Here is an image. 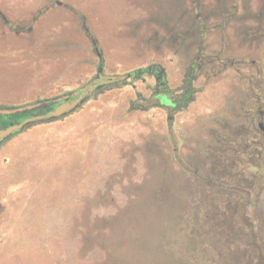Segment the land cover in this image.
<instances>
[{
    "label": "rangeland",
    "instance_id": "374dc122",
    "mask_svg": "<svg viewBox=\"0 0 264 264\" xmlns=\"http://www.w3.org/2000/svg\"><path fill=\"white\" fill-rule=\"evenodd\" d=\"M171 2L0 0V103L50 97L84 84L96 73L124 76L144 67L162 66L168 87L178 88L183 71L163 40L165 31L155 23L163 19L160 11H171ZM200 2L206 10L215 5V0ZM237 13L243 21L225 29L224 56L245 65L238 71L227 67L208 82L201 75L194 83L201 87L194 101L175 113L170 123L162 108L149 107L156 82L144 74L143 80L106 90L78 111L36 125L0 145V201L7 192L4 184L18 187L14 193L25 198L34 183H41L47 190L39 192L49 199L36 203L41 206L37 216L46 213L45 233L50 234L48 213L59 229L53 228L43 245L28 242L29 253L45 254L32 264H140L128 241L131 234L142 232L144 219L152 216L144 203V189L151 185L179 190L181 205L226 199L221 197L223 190L217 192L221 185L187 179L184 173L233 171L232 160L213 155L215 140L210 131L221 134L237 122L234 114L240 112L241 100L250 90L264 95V38L245 42L235 30L255 26L257 17L264 22V0H238ZM220 37L218 31L207 36L210 49L219 47ZM242 74L250 79V89ZM160 100L171 104L166 94ZM263 106L264 102L260 109ZM259 121L255 115L257 130ZM212 190L218 196L213 197ZM3 207L0 202V211ZM255 207L256 214L251 205L237 206L236 213L238 221L253 226L251 231L243 227L242 234L246 239L250 233L257 249L264 191Z\"/></svg>",
    "mask_w": 264,
    "mask_h": 264
},
{
    "label": "trees",
    "instance_id": "16d2710c",
    "mask_svg": "<svg viewBox=\"0 0 264 264\" xmlns=\"http://www.w3.org/2000/svg\"><path fill=\"white\" fill-rule=\"evenodd\" d=\"M171 1L174 7L171 11L163 7L164 10L159 12L163 13V19L155 23L165 31L163 40L183 71V81L178 88L168 87L164 73L158 74V66L144 67L124 76L96 73L84 84L50 97H37L21 104L0 103V145L36 125L58 121L78 111L89 99L106 90L143 80L144 74L153 76L156 82L153 104L149 107L162 108L170 123L175 113L184 110L201 90V87L194 86L195 78L202 75L208 82L227 67L235 66L238 71L245 65L242 61V65H238L240 61L235 63L224 56L225 29L231 23L243 21L237 13L238 0H215L211 10H206L200 0ZM212 18L217 22H209ZM255 21V26L241 25L235 29L243 41L252 43L264 38V22L259 17ZM213 31H218L221 36L217 49H210L206 41ZM240 78L250 89L248 76L242 74ZM162 94L167 95L171 104L162 103ZM263 102V94H254L250 90L241 100L240 112L234 114L237 122L226 126L221 134H211L210 131L209 135L215 140L214 147H211L216 153L213 155L225 162L232 160L233 171L199 174L192 168L184 173L187 179L195 177L206 181L209 186L221 185L217 192L223 190L221 197L226 198L222 199L223 202L213 199L208 205L193 206L186 202L181 205L177 201L176 191L179 190L158 185L144 189V203L148 204V212L152 216L144 219L142 232L131 234L128 241V246L141 258L140 264H264V217L258 222L261 239L258 248L254 249L250 233H246V239L242 234L243 227L251 231L253 226L247 220L238 221L236 213L237 206L251 205L256 214L257 200L263 197L264 152L261 158L255 153L264 142H261L263 137L259 124L258 130L253 125L255 115L260 121L264 120V106L260 109ZM64 105L69 107L58 111ZM256 158L259 161L254 163ZM211 193L213 197L218 196L214 190Z\"/></svg>",
    "mask_w": 264,
    "mask_h": 264
},
{
    "label": "crops",
    "instance_id": "0c3cea01",
    "mask_svg": "<svg viewBox=\"0 0 264 264\" xmlns=\"http://www.w3.org/2000/svg\"><path fill=\"white\" fill-rule=\"evenodd\" d=\"M4 186L7 192L5 193V199L0 201L4 205L0 211V264H18L19 262L32 264L36 261L38 263V261L45 258V254H34L31 252L30 254L29 247H27L28 242L32 240L34 243L38 242L43 245L44 238L52 236L53 228L59 231L57 227L52 225L53 216L51 213H48L50 217L48 225L50 234L45 233L43 230L46 213L41 217L37 216L41 206L36 203H45L49 199L45 192L39 191H46L47 188L41 183L40 185L39 183H34L33 188L30 189V197L24 198L23 195L14 193V191L18 190V187H8L6 184ZM37 197L42 199L37 201ZM55 216L56 218L61 217ZM30 234L33 235L32 238ZM48 248L50 255L51 245Z\"/></svg>",
    "mask_w": 264,
    "mask_h": 264
},
{
    "label": "flooded vegetation",
    "instance_id": "af4514ba",
    "mask_svg": "<svg viewBox=\"0 0 264 264\" xmlns=\"http://www.w3.org/2000/svg\"><path fill=\"white\" fill-rule=\"evenodd\" d=\"M95 46V49H96V45H94ZM159 68L157 69L158 70V74H163L164 73V77L166 76V74H165V71H164V68L162 67V66H158ZM160 76V75H159ZM198 78H195V80L193 81V83H195V81L197 80ZM167 80V79H166ZM182 81H183V77H182ZM182 81H181V84H182ZM195 86V85H194ZM196 87V86H195ZM196 88H198V87H196ZM168 106V105H167ZM261 113H262V111H261ZM259 127H260V129H261V131H262V137H263V140L261 141V142H264V123H263V121H259ZM262 147V148H261ZM259 150L258 151H256L257 153H255L256 154V157H262L261 156V153L262 152H264V144H260V146H259ZM261 150V151H260ZM259 161V158H256L255 160H254V163H256L255 161Z\"/></svg>",
    "mask_w": 264,
    "mask_h": 264
},
{
    "label": "water",
    "instance_id": "95a60500",
    "mask_svg": "<svg viewBox=\"0 0 264 264\" xmlns=\"http://www.w3.org/2000/svg\"><path fill=\"white\" fill-rule=\"evenodd\" d=\"M92 43L95 45V41H92ZM96 54H97V57L100 59V62H102V57H101L100 52L97 51Z\"/></svg>",
    "mask_w": 264,
    "mask_h": 264
}]
</instances>
